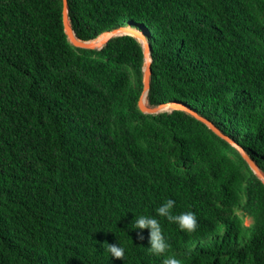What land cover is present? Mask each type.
<instances>
[{
    "label": "trees",
    "instance_id": "trees-1",
    "mask_svg": "<svg viewBox=\"0 0 264 264\" xmlns=\"http://www.w3.org/2000/svg\"><path fill=\"white\" fill-rule=\"evenodd\" d=\"M75 35L120 27L150 45L147 104L210 121L264 175V0H68ZM143 50L129 35L76 48L62 0H0V264H264V184L182 110L143 114ZM167 198L185 233L147 251L140 214ZM242 213L250 219L246 225ZM125 247L109 257L107 243Z\"/></svg>",
    "mask_w": 264,
    "mask_h": 264
},
{
    "label": "water",
    "instance_id": "water-1",
    "mask_svg": "<svg viewBox=\"0 0 264 264\" xmlns=\"http://www.w3.org/2000/svg\"><path fill=\"white\" fill-rule=\"evenodd\" d=\"M68 0H62V22L64 26V31L67 35V39L71 43L72 46L76 48H81V49H88V50H100L105 44L111 39L116 36L120 35H129L133 36L142 46L143 50V68H142V73H143V88L142 92L139 96L138 99V109L140 112L143 114H148V115H155L161 112H171L172 110H182L187 112L188 114L194 116L196 119L199 121L203 122L210 130H212L216 135L219 137L223 138L227 142H229L232 146H234L242 158L246 161L248 164L249 168L257 175V177L263 182L264 184V175L262 172L258 169L256 164L250 159L248 154L239 147L236 144H233L224 134H222L210 121L206 120L205 118L199 116L197 113L186 109L182 105L178 104H172V103H167V104H161L155 107L149 106L147 104V95L150 90V76H151V56H150V45L146 39V36L143 31L138 30V29H132V28H116L110 31H105L102 34L98 35L96 38L90 41H84L79 39L76 35L74 30L71 27L69 16H68Z\"/></svg>",
    "mask_w": 264,
    "mask_h": 264
},
{
    "label": "clouds",
    "instance_id": "clouds-1",
    "mask_svg": "<svg viewBox=\"0 0 264 264\" xmlns=\"http://www.w3.org/2000/svg\"><path fill=\"white\" fill-rule=\"evenodd\" d=\"M176 201L172 198H167L156 209V216L138 215L132 222L133 228L141 230L138 233L139 239L143 240L142 230H148V246L147 251L155 256H161L170 248L161 227V223L157 217L165 218L168 222L173 223L177 228L185 233H192L198 228V219L192 211H182L176 213L174 211ZM109 257L122 259L125 257V247L120 243H107L106 248ZM162 264H182V261L175 255H165Z\"/></svg>",
    "mask_w": 264,
    "mask_h": 264
},
{
    "label": "rangeland",
    "instance_id": "rangeland-1",
    "mask_svg": "<svg viewBox=\"0 0 264 264\" xmlns=\"http://www.w3.org/2000/svg\"><path fill=\"white\" fill-rule=\"evenodd\" d=\"M239 215L243 218L244 223L246 225H248L250 223V219L248 217H246L245 215H243L242 213H239Z\"/></svg>",
    "mask_w": 264,
    "mask_h": 264
}]
</instances>
